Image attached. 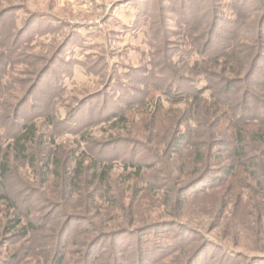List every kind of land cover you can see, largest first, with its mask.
Wrapping results in <instances>:
<instances>
[{"label": "rangeland", "instance_id": "374dc122", "mask_svg": "<svg viewBox=\"0 0 264 264\" xmlns=\"http://www.w3.org/2000/svg\"><path fill=\"white\" fill-rule=\"evenodd\" d=\"M3 10L8 12L0 19V104L18 103L35 84L34 95L12 120L15 127L54 111L55 120L65 114L81 120L84 138L96 141L95 144L108 142L110 135H114L111 132L114 130L101 122L104 117L98 115L104 109L102 106L109 107L113 95L114 98L123 95L126 100L125 94L132 98L130 93H133L135 99L140 98L137 91L142 88L137 80L145 76L144 71H157L151 65L159 60L150 55L157 53L158 46L160 62L164 61L163 52L169 50L167 65L173 66L179 76L187 77L183 67L186 58L173 51H194L193 42L201 34V40H197L200 44L214 37L217 41L231 40L234 46L251 47L257 24L264 20V0H0V12ZM228 27L239 29L236 37L235 32L227 31ZM262 35V39L257 35V51L260 45L264 46ZM152 36H159V41L151 43ZM16 40L19 41L15 42L16 47L11 48L9 43ZM258 53H261L260 68L264 76V48ZM221 67L225 72L235 70L230 64ZM87 68L91 71L87 72ZM98 94H104L103 98ZM113 103L123 109L122 104L115 100ZM159 105L153 100L138 111L146 108L154 111ZM162 106L165 115L181 111L165 103ZM140 119V115L134 116L135 129L141 128L138 133L144 130L145 138L133 136L138 143L125 142L127 137L120 133L114 137L122 140L108 150L109 157L117 159L111 173L116 188L123 185L129 196L123 201V209L111 207L106 223L112 225L129 219L131 226L126 229L131 232L115 240L98 239L95 220L83 221L89 210L86 199L74 198L70 201L73 207L52 200L40 192L46 187L42 165L34 175L22 166L18 168L16 183L7 186L11 203L18 197L22 210L20 225L15 229H10L7 221L19 215L16 207L9 202L0 203V264H51L59 257H63L62 264H111L110 257L118 252L119 241L130 246L124 254L117 255L118 264H141L140 259L150 253L156 255L148 264H187L190 259H193L191 264H255L254 259L264 254V237L258 238L256 234L264 232V227L261 228L264 208L256 192L247 193L244 177H220L216 182L189 189L182 216L172 218L170 213L174 215V210L167 208L166 202H175L167 190L168 177L174 174L169 176L167 170L174 168L178 173L188 148L183 145L181 152L170 161L157 165L172 155L173 148L166 147L164 153L166 145L159 144L164 143L166 130L156 134L148 120L137 124ZM192 130L190 124L180 128L181 133ZM6 137L0 127V148L10 143ZM77 140L39 128L37 145L44 143L52 151L72 159L79 150ZM154 141L161 152L149 151ZM130 150L136 154L135 161L142 163L146 159L150 164L137 185L124 182L127 173L120 164L123 159H129ZM212 152L217 155L219 148H213ZM140 188L150 191L140 198L136 196ZM117 197L112 192L108 197L110 205H115ZM29 223L37 230H29L23 239V228L26 230ZM148 226L153 228L148 230ZM168 231L172 234L165 236ZM143 234L155 235L151 239L157 238L162 243L167 242L166 237L172 240L175 235L177 241L182 235L187 238V245L180 253L161 256L158 249L142 246ZM88 244H92L89 250ZM92 250L99 258H89Z\"/></svg>", "mask_w": 264, "mask_h": 264}, {"label": "trees", "instance_id": "16d2710c", "mask_svg": "<svg viewBox=\"0 0 264 264\" xmlns=\"http://www.w3.org/2000/svg\"><path fill=\"white\" fill-rule=\"evenodd\" d=\"M7 12V10L1 11L0 19ZM238 30L236 27L235 29H227L229 32H235V37ZM256 31L258 39H262L264 20L258 22ZM257 35L256 39L250 40L251 47L247 48L239 44L234 46L231 44V40L227 39L217 41L214 37L200 44L197 40H201L202 34L197 36L196 41L193 42L194 51H173L174 54L179 53L186 58L187 61H182L187 77L179 76L173 66L167 65L166 61L170 58L169 50L167 53L163 52L164 61L163 63L160 62L158 46L157 53L152 52L150 55L153 59L158 58L159 60V62L151 65L157 68V71H144L145 76L138 79V83L136 82L142 88V91H137L140 92V98L135 99L133 93H130L132 98L126 93V100H124L123 95L121 97L118 94L116 99L113 95L109 107L103 105L102 108L104 109L99 111L98 115L104 117L101 122L114 130L111 131L114 134L110 135L111 139L101 144H95L96 141H89L84 138L85 128L81 127V120H78L77 117L65 114L60 119L55 120L52 115L54 111L49 112L44 117L38 115L32 122L15 127L12 120L15 114L27 104L29 97L34 95L35 84L18 103L14 102V104L12 101L10 104H0V122L2 123L0 127L10 141L4 149L0 148V203H11L12 199L7 186L16 183L14 180L18 168L26 166L34 175L38 171V166L42 165L41 170L44 172L42 180L46 187L40 192L48 194L52 200L63 203L67 207H73L70 201L74 198L86 199L89 210L88 216L83 221L95 220L98 226L95 230V236H98V239L115 240L131 232L126 229L131 226L129 219L112 225L106 223L111 207L116 206L115 208L118 210L123 209V201L125 202L129 196L123 185L116 188L111 173L116 167L117 159L112 160L108 155V150L122 140L114 137L121 135L120 133L127 137L125 142L138 143L135 138L133 139V136L145 138L144 130L138 133L141 128L135 129L134 116L136 118L140 115L141 119L137 124H144L148 120L150 127L153 126L156 134L159 130H166L164 143L159 144L166 145L163 152L166 153V147L173 148L172 155L165 157L164 161L157 163V165L170 161L173 155L181 152L183 145L188 148L182 165L178 167V173H175L174 168L167 170L169 176L174 174V176L168 177L169 186L167 190H169V198L171 195L174 196L175 202L172 201V205L166 202L167 208L174 210V215L170 213L172 218L182 216L180 213L185 208L186 195L189 189L200 184L216 182L218 178L228 176L235 177V179L244 177L247 193L256 192L255 196L260 198L259 203L264 208V76L261 74L260 68L261 53H258L264 46L260 45L257 51ZM159 39V36H152L151 43H157ZM17 40L9 43V46L11 48L16 47L14 45H16L15 42H19ZM4 44H6L5 41ZM150 46L154 49L155 44ZM230 48L231 52L229 53ZM234 48L235 53L232 54ZM224 64H230L231 67L235 66V70L222 71L221 66ZM82 66H86V64L83 63ZM90 71L87 68V72ZM43 72L38 75V78ZM99 94L97 96L103 98L104 94ZM114 100L116 103L122 104L123 109L115 106ZM153 100L160 104L157 109L148 111L146 108L138 111L150 105ZM23 102L25 103L23 104ZM162 103L168 104L170 107H179L181 111H174L165 115L162 113L164 108ZM105 108L110 109L105 110ZM108 111H110L109 114ZM37 120L40 122L36 123ZM188 124L193 127V130L181 133L180 128ZM39 128L51 129L55 133L76 137L79 150L75 152L72 159H69L65 154H59L49 149L51 146L46 147L44 143L37 145ZM156 144L157 141L152 142L149 151L159 150L161 152ZM216 147L219 148L217 155L212 152V149H216ZM135 158L136 154L130 150L129 159H123L120 164L127 173L124 182L137 185L144 179L145 168H150V164L146 159L140 163L135 161ZM158 182L160 179L157 178ZM147 186L145 184V187ZM22 188L27 190V187L23 186ZM56 191L57 194H55ZM146 191L140 188L136 192V196L141 198L150 190ZM112 192L117 193L118 196L115 205H110L111 201L108 199ZM17 198L14 197L15 200L11 205L16 207L19 215L7 221V226L10 229L19 226L20 219H22V210ZM66 209L69 210V208ZM116 219L119 221L118 218ZM12 222L14 223L12 224ZM263 227L264 224L261 225V228ZM147 228L149 230L153 227L148 226ZM29 230L36 231L37 229L34 224L29 223L26 230L23 228L25 231L23 239ZM162 234L165 235L166 233ZM170 234L172 233L168 231L165 236ZM256 234L258 238L260 235L264 237V232L258 233L257 231ZM153 237L155 235H144L141 240L144 244L142 246L148 250L158 249L161 256H168L177 251L180 253L187 245V238L182 235L177 241L174 240L175 235H172V240L170 237H166V243H162L157 238L151 239ZM96 241L92 244H95ZM90 246L88 244V250ZM118 246L120 248L116 255L112 253L110 257L112 259L111 264H118L116 262L117 255L124 254L130 245L126 246L124 241H119ZM141 249L143 250L142 247ZM150 254H146L144 259H140L141 264H148L155 260L153 256L156 254L154 253L153 256ZM93 256L99 258L95 250L91 251L89 258ZM258 256L254 259L255 264H264L262 257L264 254ZM192 260L190 259L187 264H191ZM62 263L63 257H59L51 264Z\"/></svg>", "mask_w": 264, "mask_h": 264}]
</instances>
